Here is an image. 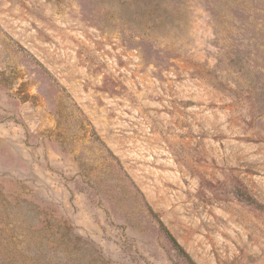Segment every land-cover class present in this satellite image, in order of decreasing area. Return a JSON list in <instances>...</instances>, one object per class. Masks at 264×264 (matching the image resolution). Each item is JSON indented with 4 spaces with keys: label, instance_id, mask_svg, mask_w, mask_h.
Segmentation results:
<instances>
[{
    "label": "rangeland",
    "instance_id": "rangeland-1",
    "mask_svg": "<svg viewBox=\"0 0 264 264\" xmlns=\"http://www.w3.org/2000/svg\"><path fill=\"white\" fill-rule=\"evenodd\" d=\"M264 264V0H0V264Z\"/></svg>",
    "mask_w": 264,
    "mask_h": 264
},
{
    "label": "trees",
    "instance_id": "trees-1",
    "mask_svg": "<svg viewBox=\"0 0 264 264\" xmlns=\"http://www.w3.org/2000/svg\"><path fill=\"white\" fill-rule=\"evenodd\" d=\"M161 229L163 230L164 234L167 236L173 248L182 256H184L190 264H195L184 250V248L180 245V243L176 240V238L170 233V231L160 222Z\"/></svg>",
    "mask_w": 264,
    "mask_h": 264
}]
</instances>
